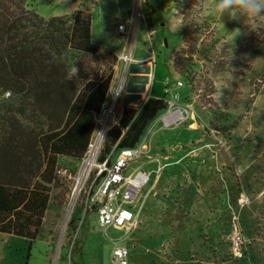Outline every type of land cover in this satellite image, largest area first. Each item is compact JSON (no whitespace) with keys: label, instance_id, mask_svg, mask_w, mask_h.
Returning <instances> with one entry per match:
<instances>
[{"label":"rangeland","instance_id":"rangeland-1","mask_svg":"<svg viewBox=\"0 0 264 264\" xmlns=\"http://www.w3.org/2000/svg\"><path fill=\"white\" fill-rule=\"evenodd\" d=\"M190 1L146 0L145 19L136 25L132 52L138 62L128 66L116 113L120 116L123 106L141 107L148 91L151 98H164L188 112L168 127L157 122L147 134L150 154L163 167L138 192L141 205L132 233L124 239L122 230L104 232L92 213L81 220V212L75 210L66 231H62L64 214L60 227L52 226L55 233L48 248L50 220L58 222L61 215V209L50 203L29 251L23 238L0 233V264H111L113 240L128 249V264H264V42H247L251 31L264 32V14L231 20L228 14L211 11L215 0H199V9L193 5L185 21L202 26L204 19L213 35L202 40L201 34L199 53L188 56L181 49L182 16L176 4L187 7ZM130 2L28 0L25 6L43 17H70L73 6L89 11L93 37L101 41L97 57L84 58L83 66L75 62L71 73L84 74L89 67L107 63H113L114 72L119 62L113 85L122 70L119 55L124 46L116 24L126 19ZM211 38L212 46L205 51L203 45ZM105 46L119 53L114 61ZM152 54L153 66L139 62ZM175 55L194 64V83L174 71ZM203 79L210 80L213 92ZM155 166L143 157L131 167L147 172ZM59 183L66 192L65 181ZM242 194L248 198L244 205L238 201ZM234 228L243 235L239 258L230 250Z\"/></svg>","mask_w":264,"mask_h":264},{"label":"trees","instance_id":"trees-1","mask_svg":"<svg viewBox=\"0 0 264 264\" xmlns=\"http://www.w3.org/2000/svg\"><path fill=\"white\" fill-rule=\"evenodd\" d=\"M27 1L0 0V233L23 238L29 251L52 190L61 186L55 199L65 194L56 176L59 158L77 160L84 153L93 115L107 96L113 63L72 74L75 62L83 66L84 58L97 57L91 13L78 8L70 17H43L27 8ZM191 1L187 7L176 4L182 16L181 49L188 56L199 53L201 34L202 40L213 35L204 19L202 26L185 21L193 5L199 9V0ZM146 25H151L149 17ZM212 40L203 45L205 51ZM247 42H264V32L251 31ZM193 65L177 55L172 59L174 71L189 84L197 76ZM203 80L213 92L210 80ZM166 108L164 98L151 97L139 108L123 106L118 123L107 133L104 151L116 141L120 148L134 146L149 122Z\"/></svg>","mask_w":264,"mask_h":264},{"label":"built area","instance_id":"built-area-1","mask_svg":"<svg viewBox=\"0 0 264 264\" xmlns=\"http://www.w3.org/2000/svg\"><path fill=\"white\" fill-rule=\"evenodd\" d=\"M145 4L146 0H131L126 19L116 24L115 30L124 40V46L119 55L122 70L115 79L102 107L93 115V130L84 153L71 165L58 166L56 169L57 178L62 182L65 181L67 190L62 231L70 227L71 217L77 210L81 212V220L87 212L92 213L104 232L108 228L122 230L124 239L127 234L132 233L131 230L136 224V214L141 205V201L138 204V192L148 183L150 177L158 174L163 167L158 157L150 154L147 134L153 130L157 122L168 127L177 121H182L185 113L188 112L184 107L167 103L169 108L149 122L134 146L120 148L117 147L118 141H116L107 151H104L107 133L119 120L116 106L124 90L128 66L138 62L133 57L132 44L137 22L145 19L146 16L143 10ZM154 60L155 56L152 54L139 62L153 66ZM177 85H180V82H177ZM148 98H150L149 91L144 102ZM143 157L156 163V166L147 172L139 167H131L136 160ZM247 200V196L242 194L238 201L244 205ZM78 228H76L77 232H72L70 236V246L75 242ZM242 244L243 235L239 228H234L230 236V250L233 257L242 256ZM110 257L111 264H128V249L120 243V240H113Z\"/></svg>","mask_w":264,"mask_h":264},{"label":"clouds","instance_id":"clouds-1","mask_svg":"<svg viewBox=\"0 0 264 264\" xmlns=\"http://www.w3.org/2000/svg\"><path fill=\"white\" fill-rule=\"evenodd\" d=\"M211 11L218 15L228 14L231 20L244 16L264 14V0H215ZM239 32V29H236Z\"/></svg>","mask_w":264,"mask_h":264},{"label":"crops","instance_id":"crops-1","mask_svg":"<svg viewBox=\"0 0 264 264\" xmlns=\"http://www.w3.org/2000/svg\"><path fill=\"white\" fill-rule=\"evenodd\" d=\"M79 7H76L75 8V6H73V11L75 10V9H78ZM91 35H92V37H93V31H92V22H91ZM94 38V37H93ZM94 40L97 42V44H98V46L100 45V43H101V41L100 40H98V39H96V38H94ZM106 47V50H108V51H111L116 57H118V54L119 53H116L114 50H112L110 47H108V46H105ZM114 66V65H113ZM119 66V62L117 63L116 62V64H115V66H114V74H113V76H112V80H111V82H110V85H112V82H113V80H114V76H115V74H116V70H117V67ZM64 160H68V161H71L72 159H70V158H68V157H60L59 158V162H61V161H64ZM71 162H73V161H71ZM59 191V188H54L53 190H52V192H51V195H50V199H49V202H48V205H47V208H48V206H49V204L51 203L55 208H60L61 209V215L59 216V219H58V222H55V219H51L50 220V227H49V238H50V243H48L49 245H47V247L49 248L50 247V244H51V242H52V239H53V237H54V233H55V231L53 232V228H52V226H56V228H58V226L60 227V222H61V220H62V215H63V213H64V201H65V194H64V196L62 197V199L61 200H59L60 199V197L58 196L57 197V199H55L56 197H54V195L57 193ZM47 208H46V210H45V213H46V211H47ZM45 213H44V217H43V222H42V224H44V222H45ZM56 223H58V224H56ZM36 240V239H35Z\"/></svg>","mask_w":264,"mask_h":264}]
</instances>
